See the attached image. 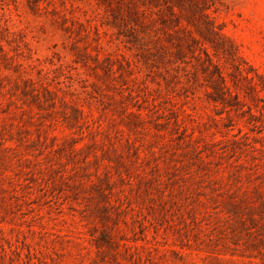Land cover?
Segmentation results:
<instances>
[{"label": "rangeland", "instance_id": "rangeland-1", "mask_svg": "<svg viewBox=\"0 0 264 264\" xmlns=\"http://www.w3.org/2000/svg\"><path fill=\"white\" fill-rule=\"evenodd\" d=\"M0 264H264V0H0Z\"/></svg>", "mask_w": 264, "mask_h": 264}]
</instances>
